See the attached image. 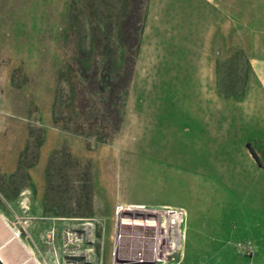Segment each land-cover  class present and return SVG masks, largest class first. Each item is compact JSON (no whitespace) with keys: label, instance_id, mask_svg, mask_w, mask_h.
<instances>
[{"label":"rangeland","instance_id":"obj_1","mask_svg":"<svg viewBox=\"0 0 264 264\" xmlns=\"http://www.w3.org/2000/svg\"><path fill=\"white\" fill-rule=\"evenodd\" d=\"M123 3L0 0V204L41 264H117L125 207L185 212L167 264H264V0H146L136 47Z\"/></svg>","mask_w":264,"mask_h":264},{"label":"bare ground","instance_id":"obj_2","mask_svg":"<svg viewBox=\"0 0 264 264\" xmlns=\"http://www.w3.org/2000/svg\"><path fill=\"white\" fill-rule=\"evenodd\" d=\"M181 223L170 210L120 209L115 226L117 264H166L184 238Z\"/></svg>","mask_w":264,"mask_h":264},{"label":"crops","instance_id":"obj_3","mask_svg":"<svg viewBox=\"0 0 264 264\" xmlns=\"http://www.w3.org/2000/svg\"><path fill=\"white\" fill-rule=\"evenodd\" d=\"M25 191V189L18 190L11 200L12 206H15H13L14 210L23 201ZM18 221L25 219L18 218L15 212L13 214L7 212L0 204V264H41L35 259L27 238L23 236L25 227L21 226L18 230Z\"/></svg>","mask_w":264,"mask_h":264},{"label":"trees","instance_id":"obj_4","mask_svg":"<svg viewBox=\"0 0 264 264\" xmlns=\"http://www.w3.org/2000/svg\"><path fill=\"white\" fill-rule=\"evenodd\" d=\"M145 1L146 0H124V10L121 13V23L116 30V39L121 45L129 47L137 46L138 27L140 23L135 21V18H138L136 10L139 9V6ZM230 61L232 62V60ZM219 67L220 65L216 66L217 76H219ZM223 90H225L224 86L218 85V93L221 96H232V93H224Z\"/></svg>","mask_w":264,"mask_h":264},{"label":"built area","instance_id":"obj_5","mask_svg":"<svg viewBox=\"0 0 264 264\" xmlns=\"http://www.w3.org/2000/svg\"><path fill=\"white\" fill-rule=\"evenodd\" d=\"M171 212H173L174 214H176V215H178L179 217H181L182 218V223L180 224V227H179V230L181 229V227L184 225L185 226V223H186V214H185V212L184 211H182V210H170ZM182 225V226H181ZM17 233V232H16ZM17 235H18V233H17ZM175 252V251H174ZM173 252V253H174ZM173 253H172V255H173ZM172 255L170 256V258L172 257ZM170 258H169V260H170ZM168 260V261H169ZM167 261V262H168ZM154 264H157V263H154ZM167 264V263H166Z\"/></svg>","mask_w":264,"mask_h":264}]
</instances>
